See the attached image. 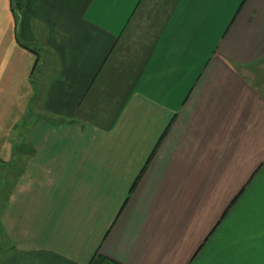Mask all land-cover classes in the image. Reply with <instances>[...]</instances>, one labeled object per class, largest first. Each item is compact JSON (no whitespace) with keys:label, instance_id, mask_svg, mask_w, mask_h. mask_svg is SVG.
Segmentation results:
<instances>
[{"label":"crops","instance_id":"1","mask_svg":"<svg viewBox=\"0 0 264 264\" xmlns=\"http://www.w3.org/2000/svg\"><path fill=\"white\" fill-rule=\"evenodd\" d=\"M263 62L264 0H0V264H264Z\"/></svg>","mask_w":264,"mask_h":264},{"label":"trees","instance_id":"2","mask_svg":"<svg viewBox=\"0 0 264 264\" xmlns=\"http://www.w3.org/2000/svg\"><path fill=\"white\" fill-rule=\"evenodd\" d=\"M12 7H13L14 10L21 9V7H22V0H12ZM144 167H142V169L140 170V172L136 176L135 180L133 181V183L131 184V186L129 188V191L134 188L135 184L137 183L139 177L142 174V171H143ZM98 264H119V263H117L116 261H114L112 259H109V258H107L105 256L98 255Z\"/></svg>","mask_w":264,"mask_h":264},{"label":"rangeland","instance_id":"3","mask_svg":"<svg viewBox=\"0 0 264 264\" xmlns=\"http://www.w3.org/2000/svg\"><path fill=\"white\" fill-rule=\"evenodd\" d=\"M258 67L259 68H255V72H259L260 71V69H261V73L263 74V78H264V62L263 63H261L260 65H258ZM252 72L253 73H255L254 71H253V69H252ZM4 185V184H3ZM0 187L2 188H4V186H2V185H0ZM3 198H4V193L2 192V191H0V206H1V204H2V201H3ZM1 208V207H0ZM4 254V253H3ZM2 255V254H1ZM4 255H2L1 257H3Z\"/></svg>","mask_w":264,"mask_h":264}]
</instances>
